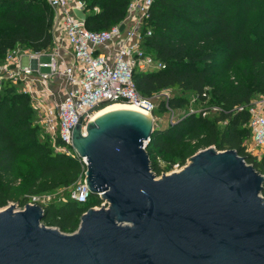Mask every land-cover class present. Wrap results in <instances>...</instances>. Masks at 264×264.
Segmentation results:
<instances>
[{"label":"trees","instance_id":"obj_1","mask_svg":"<svg viewBox=\"0 0 264 264\" xmlns=\"http://www.w3.org/2000/svg\"><path fill=\"white\" fill-rule=\"evenodd\" d=\"M80 1L85 4V27L98 32L121 23L131 0ZM53 25L54 10L47 0H0V63L16 47L34 53L48 50ZM144 29L152 32L145 40L146 49L166 67L135 72L139 93L150 98L164 90L181 91L202 102L210 97L221 109L212 117L193 113L168 127H155L146 148L155 176L169 173L176 164L184 165L209 147L235 150L264 176V154H250L246 144L251 139L248 106L256 94L264 93V75L239 77L230 86L218 82L219 69L230 71L247 60L256 67L264 65V0H154ZM162 103L176 111L186 108L189 99L170 96ZM241 106L244 110H237ZM39 133L30 95L11 80H2L0 208L17 203L22 210L31 197L75 187L84 175L77 158L42 142ZM102 203L99 195L90 194L84 203L67 199L41 205L42 222L74 233L83 214Z\"/></svg>","mask_w":264,"mask_h":264},{"label":"water","instance_id":"obj_2","mask_svg":"<svg viewBox=\"0 0 264 264\" xmlns=\"http://www.w3.org/2000/svg\"><path fill=\"white\" fill-rule=\"evenodd\" d=\"M93 108L78 118L73 147L86 158L90 193L107 206L89 209L70 235L43 224L39 204L7 207L0 264H264L262 174L235 150L209 147L157 178L146 150L153 117L113 111L83 133Z\"/></svg>","mask_w":264,"mask_h":264},{"label":"built area","instance_id":"obj_3","mask_svg":"<svg viewBox=\"0 0 264 264\" xmlns=\"http://www.w3.org/2000/svg\"><path fill=\"white\" fill-rule=\"evenodd\" d=\"M153 1L131 0L121 23L95 32L87 29L85 22L74 12L84 11V2L47 0L54 10L53 43L48 50L36 55H48L50 61L39 62L38 69L22 66L17 61L19 49L16 47L8 51L0 64V82L11 80L15 85L20 82L39 84L41 88H30L26 93L31 97L41 127L49 135L56 151L77 158L83 164L84 175L73 187L71 200L84 203L91 194L85 181L86 158L80 157L73 147V131L78 118L99 102L94 107H99L98 110L111 103H130L143 108L153 117V99L159 93L150 98L144 97L134 81L135 72L166 67L144 45L146 38L152 34L150 29H144V24ZM122 25L124 28L121 30ZM41 68L48 69V72H41ZM59 79L63 81L59 82ZM55 86L58 89H54ZM215 110L218 112L221 109L217 107ZM237 110L242 111L244 107ZM91 111L83 118V133L97 112ZM248 111L252 140L248 152L260 156L264 154V95L252 101ZM190 113L193 114L194 110ZM29 204H38L37 197H31ZM102 206H107L104 201Z\"/></svg>","mask_w":264,"mask_h":264},{"label":"rangeland","instance_id":"obj_4","mask_svg":"<svg viewBox=\"0 0 264 264\" xmlns=\"http://www.w3.org/2000/svg\"><path fill=\"white\" fill-rule=\"evenodd\" d=\"M22 49L26 50L25 48H22ZM221 64H222V62H221ZM218 74H219L218 75L219 76L218 82L223 86H230V85H235L236 80L239 77L249 78L250 76H254L257 74H259V75L263 74L264 75V65H260V66L256 67V66L252 65L251 61L247 60L243 63L238 64L236 67H234L230 71L226 68L219 69ZM180 95H184L189 99V104L186 108L179 109L176 111H172L168 107V105H165L164 103H162V102H166L168 100L167 98L170 96H180ZM263 95H264V93L256 94L252 101L258 100ZM153 101L155 103V111L153 113V119L155 120L154 124L157 128H165V127H168L169 125L176 123L177 120L180 119L181 117H183L184 115L191 114L190 113L191 110H194V113L195 112L196 113L205 112L208 117H212V116L216 115V113H217L215 110L217 108V106L212 103V99L210 97L207 99V101L202 102V101L197 100L190 93L183 94L181 91H172V90L161 91L156 97H154ZM125 104H129V103H125ZM35 121L40 126V133H39L40 134V140L42 142H48L51 145V147L54 149L49 135L41 127L39 120L36 117V115H35ZM192 144H194V143H192ZM246 144H247L249 150H251L252 140L249 139L248 141H246ZM253 153H255V152H253ZM189 159L185 162L184 165L176 164L175 167L172 169V171H170L169 173L175 172V171L178 172L179 170H181V168H183L184 166H186L189 163ZM160 177H157V178H160ZM72 189H73L72 186L69 188L60 187L56 190L45 192V193H42L40 195H37L36 197L38 199V204L39 205H46L49 203L61 204L64 201H66L67 199H70ZM13 205H15L14 206L15 211H20V206L17 203H10L8 206H6L4 208H0V211L6 209L9 206H13ZM46 226L51 227L48 225H46ZM65 234L70 235L73 233H65Z\"/></svg>","mask_w":264,"mask_h":264},{"label":"crops","instance_id":"obj_5","mask_svg":"<svg viewBox=\"0 0 264 264\" xmlns=\"http://www.w3.org/2000/svg\"><path fill=\"white\" fill-rule=\"evenodd\" d=\"M18 56L17 61L18 64L22 66H29L33 69L39 68V62L41 63H48L50 61V57L48 55H36V53L29 51V50H23L22 48L18 47ZM41 72H48V69L41 68ZM37 75V74H36ZM63 81L62 79H59V82ZM17 88L21 91L29 92L30 88H41L39 84L35 83L29 84L25 82H20L16 84ZM54 89H58V86H55Z\"/></svg>","mask_w":264,"mask_h":264},{"label":"bare ground","instance_id":"obj_6","mask_svg":"<svg viewBox=\"0 0 264 264\" xmlns=\"http://www.w3.org/2000/svg\"><path fill=\"white\" fill-rule=\"evenodd\" d=\"M119 110L134 111V112L146 115V116L150 117V119H151V114L149 112L145 111L143 108H141L135 104L112 103V104H109L108 106L104 107L103 109L98 110L93 117V121H95L98 117H100L104 114H107V113L113 112V111H119ZM97 210H99V209H97Z\"/></svg>","mask_w":264,"mask_h":264}]
</instances>
